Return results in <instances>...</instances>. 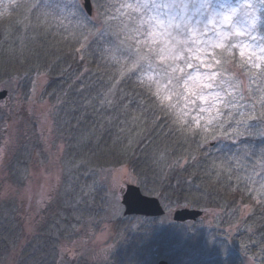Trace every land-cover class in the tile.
Here are the masks:
<instances>
[{
    "label": "trees",
    "instance_id": "1",
    "mask_svg": "<svg viewBox=\"0 0 264 264\" xmlns=\"http://www.w3.org/2000/svg\"><path fill=\"white\" fill-rule=\"evenodd\" d=\"M65 1L18 0L0 16V85L16 78L27 91L32 78H48L43 96L54 108L53 125L64 145L62 183L68 187L65 198L58 192L50 204L54 216L43 217L34 227L18 264H56L57 236L71 231V221L100 219L98 195L87 190L99 173L121 167L129 170L142 194L158 199L164 208L217 211L221 216L211 228L197 229L193 224L198 221L158 224L160 218L123 216L113 225L121 247L106 264H242L245 255L264 264L260 73L251 65L240 69L234 50L236 69L251 70L247 107L223 110L210 126L196 124L160 99L155 84L140 78L133 52L116 60L113 53L126 40L121 32L125 22L116 18L109 0H93L95 17H88L76 0L66 9ZM62 8L71 13L62 15ZM217 61L226 69L224 59ZM6 167L20 174L13 162ZM20 178L5 176L18 185ZM76 203L80 211L74 216L71 205ZM6 211L0 207L2 237L8 236L4 227L12 225ZM56 220L63 227L57 235ZM232 224L238 225L232 235L221 229ZM19 227L18 222L10 227L11 234Z\"/></svg>",
    "mask_w": 264,
    "mask_h": 264
},
{
    "label": "rangeland",
    "instance_id": "2",
    "mask_svg": "<svg viewBox=\"0 0 264 264\" xmlns=\"http://www.w3.org/2000/svg\"><path fill=\"white\" fill-rule=\"evenodd\" d=\"M72 1H65L66 9L72 6ZM76 1L81 9L82 0ZM17 2L18 0H12L13 6H16ZM141 2L142 0H109V6H113L116 18L125 22L121 32L126 40L119 41V48L116 49L119 51L113 53L116 60L121 61L133 52V63L135 66L139 65L140 78L155 84L160 99L170 103L179 115L189 118L196 124L210 126L218 120L223 110L239 112L246 108L245 96L250 92L251 70L245 73L240 69L244 66L249 68L251 65L257 73H261L264 71V64L260 62L259 57L257 62L253 63L247 54L249 50L237 46L243 38L234 36L229 41L218 42L214 46L205 48L202 46L203 41L214 36V33L205 31L203 35L193 33L190 37L181 34L178 37L180 42L174 43L173 36L167 34V29L159 26L161 22L149 20L143 10L136 7ZM91 3L95 17L97 14L94 1L92 0ZM66 9L62 8L59 12L62 15L70 14L71 11ZM7 13L0 12V16ZM169 48L176 53L175 59L166 54ZM193 48H196V51H193ZM234 50L237 53V60L241 62L239 70L234 65L237 60L232 57ZM217 58L226 61V69L218 67ZM197 68L199 73H207L208 76L196 84H186L185 80L189 74ZM165 70L169 74H174L180 81L178 91L169 90L172 82L167 78H160L159 73ZM46 83L48 78L39 75L31 79L27 91L16 78L0 85V92L7 93L6 97L0 100V207L7 208L5 216L8 218V223L12 224L10 226L12 229L16 222L20 224L13 234L9 225L5 226L4 228L7 229L4 236H8L2 237L1 229L5 220L0 218V237L4 240L0 243V264L20 262L21 248H26L36 224L41 223L45 216H54L50 207L51 202H55L58 192L63 198H65L63 195L66 196L68 193V187L66 188L62 183L64 177L62 174L66 170L64 145L56 135L53 125L54 108L43 96ZM218 85L222 93L221 98L216 100L212 108L204 112L208 95L217 90ZM201 87L205 88L206 94L197 96L196 93ZM9 162H13L16 168L20 167L18 170L20 174L9 172L8 167L3 168ZM6 175H15V179L21 177V185L6 180ZM134 181L126 167L99 173L92 190H87V193L96 192L98 195V202L102 205L100 219L96 221L94 218L86 217V220L82 218L76 221L78 217H75L71 221V231L68 229L66 234H63L65 235L63 238L57 236L56 264L107 263L109 258L120 249L123 241L113 225L117 220L124 219L121 205L122 191L126 185H135ZM76 196L80 198L79 195ZM88 203V206H91V201ZM71 206L74 209V216H77V211H80L79 203ZM175 208L165 206V216L156 222L158 224L172 222L171 213ZM248 211L247 208L245 214ZM219 216L221 214L217 211L208 212L193 224L196 225L193 229L202 226L211 228L216 224ZM132 222L135 223V220ZM56 224L58 228L55 235L59 230H63L59 220H56ZM236 228L238 225L232 224L221 229L232 235ZM240 259L242 264H259L247 255Z\"/></svg>",
    "mask_w": 264,
    "mask_h": 264
},
{
    "label": "clouds",
    "instance_id": "3",
    "mask_svg": "<svg viewBox=\"0 0 264 264\" xmlns=\"http://www.w3.org/2000/svg\"><path fill=\"white\" fill-rule=\"evenodd\" d=\"M13 7L12 0H0V12H8ZM136 7L143 10L149 20L161 22L159 26L167 29V34L173 36L174 43L180 42L178 37L181 34L190 37L193 33L203 35L205 31L214 33L212 38L203 41L202 46L205 48L239 36L243 39L237 46L249 50L247 54L253 63H256L259 57L260 62L264 64V0H142ZM193 51H196V48H193ZM166 54L175 59L176 53L171 48L166 50ZM159 76L172 82L169 90H179L180 81L174 74L165 70L161 71ZM207 76V73H199L197 68L189 74L185 83L196 84ZM257 78L264 79V71ZM205 94L204 87L196 93L197 96ZM221 95L218 85L217 90L208 95L204 112L212 108ZM258 159L264 164V156Z\"/></svg>",
    "mask_w": 264,
    "mask_h": 264
},
{
    "label": "water",
    "instance_id": "4",
    "mask_svg": "<svg viewBox=\"0 0 264 264\" xmlns=\"http://www.w3.org/2000/svg\"><path fill=\"white\" fill-rule=\"evenodd\" d=\"M83 10L86 15L91 17L93 14L90 0H83ZM5 91L0 93V100L6 97ZM121 205L124 209L123 216H139L146 218H160L164 216L165 211L158 199L144 196L139 187L135 185H126L121 195ZM203 213L199 210L190 208H176L172 210L171 220L174 223L184 224L187 222H196L202 218ZM157 264H167L165 261H159Z\"/></svg>",
    "mask_w": 264,
    "mask_h": 264
}]
</instances>
